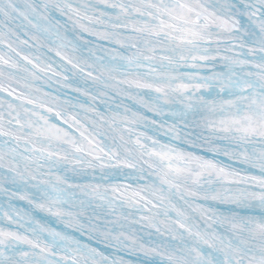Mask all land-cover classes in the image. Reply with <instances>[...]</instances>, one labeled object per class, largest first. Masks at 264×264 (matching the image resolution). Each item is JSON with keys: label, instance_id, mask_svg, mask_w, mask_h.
I'll return each instance as SVG.
<instances>
[{"label": "snow or ice", "instance_id": "snow-or-ice-1", "mask_svg": "<svg viewBox=\"0 0 264 264\" xmlns=\"http://www.w3.org/2000/svg\"><path fill=\"white\" fill-rule=\"evenodd\" d=\"M0 264H264V0H0Z\"/></svg>", "mask_w": 264, "mask_h": 264}]
</instances>
